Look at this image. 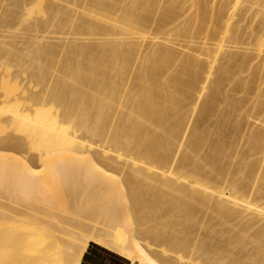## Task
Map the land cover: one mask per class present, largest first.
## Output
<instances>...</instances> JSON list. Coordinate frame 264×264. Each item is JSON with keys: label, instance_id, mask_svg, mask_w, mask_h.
I'll return each instance as SVG.
<instances>
[{"label": "bare ground", "instance_id": "obj_1", "mask_svg": "<svg viewBox=\"0 0 264 264\" xmlns=\"http://www.w3.org/2000/svg\"><path fill=\"white\" fill-rule=\"evenodd\" d=\"M182 1L158 19L159 0H6L18 22L0 18V31L34 36L19 50L0 35V134L20 137L0 143L19 154L0 155V199L20 208L0 206V264H264V72L252 78L238 25L261 2L206 4L203 33L206 2L184 15ZM261 24L246 43L258 57ZM189 34H203L195 55L167 46ZM252 86L255 118L230 96ZM51 186L59 217L52 200L38 206Z\"/></svg>", "mask_w": 264, "mask_h": 264}, {"label": "rangeland", "instance_id": "obj_2", "mask_svg": "<svg viewBox=\"0 0 264 264\" xmlns=\"http://www.w3.org/2000/svg\"><path fill=\"white\" fill-rule=\"evenodd\" d=\"M2 1H3V2H2ZM7 1H8L9 3L12 4V2H14L15 0H7ZM167 1H168V0H167ZM173 1H176V0H170V1H169V4L171 5L172 3H175V2H173ZM178 1H179V2H178ZM178 1H176L177 3H175V4H179L180 2H183L182 0H178ZM198 1H199V0H198ZM198 1H197V2H198ZM202 1H203V2H202ZM202 1H201V2L199 1V2H198V3H199V5H198L199 7H200V6H201V7H202V6H205L206 4L209 3L208 6L212 8L213 5H215V4H217V3L219 4V2L222 3V2H224V1H225L224 3H226L227 1H230V2L232 1V2L234 3L233 0H213V1H212V0H202ZM204 1H205L206 3H205ZM214 1H215V2H214ZM258 1H259L258 3L261 2L260 5H261L262 7H260V6H258V7L255 6V7H254V5H252L253 9H251L252 7L250 6V5H251L250 3H247V4H246V3H243V5H242L241 8L246 7V8H245V11H246L247 8L250 6V7L248 8V11H250V14L247 13L246 15H248V16H247V19H248V18L251 19L250 21H252V22H250L249 19H248V20L246 19V20H247V21H246V20H245V18H246L245 16H246V15H245L244 18H243V20H244L245 22L242 20V22L238 23V25L241 26L240 29H243V30H242L243 32H242V33L240 32V34H241V35H240V36H241L240 39H242V40H241V41L239 40V41H240V44H239V45H240L242 48H244V47H248V48H244V49H246V50L249 49V50L247 51L248 54L251 55L252 57L255 56V58L253 57L254 59H253V60L251 61V63H250L251 66H252V67H251V66H250V67H251L252 69H255V71H256L255 74H254V77H252V78H255V75H256V77L260 78V77L262 76V75L260 76V74H263V72H264V69H263V71L261 70L264 66H262V65H261L262 67L259 66L260 63H261V62H259V60H260V61L264 60V58H262L263 54H262L261 57H260V55H259V57H258V56L256 55V53H255L254 51H252L253 48H251L250 46H248V45L246 44V43H248V42H251V40H253V42H254V39H249L248 37H251L250 35H251L252 32H254L255 30H256V31L258 30L257 32H260V29H261L260 27H261V25H263V24H261V23L263 22L264 19L262 20L260 16H257V17H256L255 14H256V13H261V12H262V14H264V7H263V6H264V5H263V4H264V3H263L264 1H263V0H258ZM8 2L6 3V0H0V6H1V7H0V12L2 11V12L4 13L3 17L0 16V18H1V19H2V18L4 19V18H6V16L8 15L9 17H7L6 20L8 19L7 21H10V22L13 21L14 24H16L18 21L14 20V17H13L12 15L17 11V9H15L16 11H15L14 9H12V8H16V7H15V6L13 7V5L11 6V4L9 5ZM159 2H160V0H159ZM159 2H158V5H159ZM211 2H212L213 4H212ZM230 2H229V3H230ZM1 3H2V4H1ZM164 3H165V2H164ZM164 3H163V1H161V2H160V6H159V8H158V6H157V10H155V17L158 18V19H159V18L161 19V17L163 18L162 12L164 13V11H166V10L169 8V6H170L168 3H166L168 6H167L166 4L164 5ZM204 3H205V5H204ZM188 4H190L189 0H184V3H181L180 5H182V6L184 5L183 8H184V11H186V10H188V8H186V7H189V6H187ZM201 4H203V5H201ZM244 4H245V5H244ZM249 4H250V5H249ZM7 5H8V6H7ZM210 5H211V6H210ZM257 5H258V4H257ZM5 6L7 7V9L5 10L6 12L3 11V10L5 9ZM165 6H166V7H165ZM185 6H186V7H185ZM208 6L206 5L207 8H208ZM231 6H233V4L230 5V6H228V7H231ZM2 8H4V9H2ZM202 8H203V7H202ZM207 8H206L207 11H206V10H205V11H202V10H201L202 12H200L201 14L199 15L200 18H204V20H206L205 23L207 24V25L205 24V26H204L203 29H202V32H203V33L207 32V31L209 30V27H210L209 22H208V19H209L208 17H210V14H209V13H211V11H210L211 8H210V10H209V8H208V9H207ZM254 8H255V9H254ZM164 9H165V10H164ZM185 9H186V10H185ZM249 9H250V10H249ZM257 9H258V10L260 9L259 12H257V11H258ZM262 9H263V11H262ZM12 10H13V11H12ZM159 10H160V12H159ZM203 10H204V9H203ZM243 10H244V8H243ZM161 11H162V12H161ZM251 11H252V14H251ZM255 11H256V12H255ZM260 11H261V12H260ZM2 12L0 13V15L3 14ZM189 12H190V11L188 10L184 15L189 14ZM204 12H205V13H204ZM5 13H6V15H5ZM206 13H207V14H206ZM254 13H255V14H254ZM205 15H206V17H205ZM239 15H240V14H239ZM263 16H264V15H263ZM11 17H12V18H11ZM31 17H33L34 19H39V20L43 19V18H41L42 15H41V13H39V9H38V7H36V8L33 9L32 13H31ZM239 17H240V16H239ZM250 17H251V18H250ZM253 17L255 18V19H253L254 21L252 20ZM156 18H155V19H156ZM205 18H206V19H205ZM262 18H264V17H262ZM11 19H12V20H11ZM235 19H237V17H235ZM236 22H237V21H236ZM243 22H244V24H243ZM242 24H243V25H242ZM15 27H17V26H13V27H12L13 30H14ZM251 27H252V28H251ZM250 28H251V29H250ZM259 28H260V29H259ZM19 29H20V28H19ZM22 29H23V28H22ZM22 29L19 30V31H9V30H6V29H4V30L2 29V30L0 31V35H1V36H5V37H6V36H9V37H7L6 39H2V40H4L5 42H12V43L16 44V48L19 49V50H21V48H23V47H30V48H31V46H28V43L32 41L34 35H33L32 33H30L29 31L24 30V29L22 30ZM247 29L249 30L250 33L248 32ZM253 29H254V30H253ZM5 30H6V31H5ZM11 30H12V29H11ZM2 31H3V32H2ZM7 31H9V33H8ZM245 31H246V32H245ZM1 32H2V33H1ZM10 33H11V34H10ZM202 35H203V34H202ZM202 35H201V37H202ZM11 36H12V37H11ZM41 36H42V35H41ZM43 36H44V35H43ZM48 36H49V37H51V36L53 37V35H48ZM48 36H46V37H48ZM245 36H246V37H245ZM247 36H248V37H247ZM5 37H3V38H5ZM49 37H48L47 39L50 40ZM52 37H51V38H52ZM55 37H56V36H55ZM55 37H54V38H55ZM57 37H58L59 39H63V38H62L63 36H62V37H61V36H60V37L57 36ZM57 37H56V38H57ZM158 37H159L160 40H157V42L160 43L161 45L164 43L163 45H165V42H163V41L161 40V37H160V36H158ZM184 37H185L186 39H185ZM184 37H182V36H181V37H180V36H179V37H175V36H173V37L169 38V39L171 40V43H170L169 45L167 44V46H168V47L170 46L169 48H171V49L173 48V50H175V51H178V52H181V53H184V54H187V55H193V54L195 55L196 53H198V52H196V50L200 49V46H201L202 42H204V40L201 39V37H200V40H199V39H198V40L201 41V43L199 44V42H197V41H198V40H197V37L195 38V36L192 37V38H190L191 35L189 34V35H186V36H184ZM129 38H130V37H129ZM131 38H133V36H132ZM162 38L165 39V38H168V37H167V36H162ZM181 38H182L183 40H182ZM202 38H203V37H202ZM247 38H248L249 40H247ZM252 38H253V37H252ZM195 39H196V42L194 41ZM51 40L54 41L53 39H51ZM51 40H50V41H51ZM148 40H149V41H146V42L144 43V46L147 45V44H149V43L151 42L150 39H148ZM190 40H191V42H190ZM202 40H203V41H202ZM245 40H246V42H245ZM47 41H48V40H47ZM183 41H184V42H183ZM147 42H148V43H147ZM185 43H186V44H185ZM185 45H187L186 48H185ZM208 45H210L209 42H208ZM239 45H238V47L240 48L239 51H238V49L233 48L231 45H228V46L232 47V48H233V51H236V52H234V53H237V54H240V53L243 54V52L245 53V51H243L244 49H242ZM190 46H191V47H190ZM236 47H237V46H236ZM238 47H237V48H238ZM145 48H146V46H145ZM184 48H185V49H184ZM232 48H231V49H232ZM231 49H230V50H231ZM240 50H241V51H240ZM186 51H187V52H186ZM231 51H232V50H231ZM249 51H251V52L249 53ZM194 52H196V53H194ZM263 57H264V56H263ZM256 59H257L258 61H257ZM261 59H262V60H261ZM254 62H255V63H254ZM257 62H259V63H257ZM253 63H254V64H253ZM262 63H263V61H262ZM257 64H259V65H257ZM256 66H257V67H256ZM260 68H261V69H260ZM13 70H16V69H13ZM257 70H259V71H257ZM246 71H247V70H246ZM246 71H245V72H246ZM260 71H262V72H260ZM247 73H248V71H247L246 73H243V74H242V79H244V78L246 77L247 80H252V79H249V78H251V75H248ZM259 73H260V74H259ZM249 74H250V71H249ZM24 76H25V75L20 76V77L16 80L17 83H18V82L20 83V85L18 86V87H20V88L25 84V81L23 80V77H24ZM259 76H260V77H259ZM246 78H245L244 80H246ZM16 81H15V82H16ZM260 82H264V76H263V78H261V81H260ZM13 84H14V82H12L11 84H9V85H8V88H9V87L12 88V87L14 86ZM263 86H264V85H262L261 88H262ZM235 87H236V86H235ZM235 87H234V88H235ZM252 87H253V88H250V91H251V89H252L253 92H252V91H251V92L249 91L250 94H249L248 91H247L246 94H245V92H243L244 94L239 93V92L236 90L237 88H236V89H233V90L230 91V96H231V98H232L233 100H234V98H235V100H240V101H242V100L245 98V99L247 100V102H248V100H249V102H248L249 105L245 106L244 103L242 104V105H244V108L246 107V109H243L244 111H242L241 113L246 114L247 112H248V113L250 112V115H251L250 118H252V116L255 114V112H253L252 109H249V107L251 108V107L253 106V105H252V104H253V100H256V97L258 96V95H257L256 97L254 96L255 93H256V88H254V86H252ZM253 89H255V90H253ZM263 89H264V87H263ZM234 91H235L236 93H233ZM262 92H263V90H262ZM231 93H232V94H231ZM233 94L235 95L234 98H233ZM238 94H239V95H238ZM253 94H254V95H253ZM259 94L262 95L261 92H260ZM263 96H264V92H263V95H262L261 97H258V98H257V100L259 99L258 101L256 100V102H257L258 105L260 104L259 102H262L261 100H264V99H263V98H264ZM246 97H247V98H246ZM262 97H263V98H262ZM253 98H254V99H253ZM245 99H244V100H245ZM247 102L245 101V103H247ZM256 102H255V106H256ZM262 103H263V102H262ZM262 103H261V104H262ZM251 105H252V106H251ZM258 105H257V107H258ZM247 108H248V109H247ZM249 110H251L252 112L249 111ZM253 113H254V114H253ZM237 114H239V113H237ZM246 115H248V114H246ZM253 118H255V115L253 116ZM252 120H253V119H252ZM256 121L259 123V120H258V119H257ZM256 121L253 122V123H254L253 126L255 127V129H258V130H259V129H261V128H260L259 125H257V128H256V124H255ZM257 122H256V123H257ZM258 123H257V124H258ZM5 133H6V134H5ZM5 133L3 132V133L0 134V143L2 142V140L5 141V140H6V137H7V138H8V137H9V138H20V137H18V136H15V135L12 134V133H8V132H5ZM3 134H4V135H3ZM5 135H6V137H5ZM91 152H92L94 155H96V157L100 158L101 160L104 159L103 161H104L105 163H107V164H109V165H112L113 167L115 166V168L121 170L122 172L119 171V172H121V175L124 174V173H125V175H127V174L129 175V173H131V171H130L129 168H128L129 170L126 169L127 167L124 168L125 166L123 165V163L120 164L121 161L113 162V161H115V160L113 159V158H114L113 155H109V157H106V158H105L104 156H101V155L99 154V152H100L99 149H97V148H95V147L92 149ZM0 155H4V156H6L7 158H9V160H13V158H18V156H19V154H18L17 152H15V151H11V150H8L7 152L0 151ZM23 156H24V155H23ZM25 156H26V155H25ZM25 156H24V157H25ZM29 156H30V155H29ZM27 157H28V154H27ZM108 158H109V159H108ZM105 159H107V160H105ZM114 164H115V165H114ZM117 169H116V170H117ZM128 172H129V173H128ZM53 187H54V186H53ZM53 187H52V186H51V188L48 187V190H46L45 192H49V193L46 194L45 197H44L43 199H42V198L40 199L41 202L39 201V199H38L37 201L40 202V205H39V203H38V206H42L43 203H44L45 198H46V199H49V201L52 200V202H53V203H52V204H53L52 206H54V208H52V206L49 205L52 209H54V212H55V213L52 211V212H53L52 214H53V215H54V214L57 215V214L59 213V214L57 215V217H59V215L61 216V214H62V210H61V208L63 207V204H64V198H63V196L61 197V193H58V192H59V191H58L59 189L57 190V189H56L57 187H54V188H53ZM54 189H55V190H54ZM52 190H53V192H52ZM56 191H57V192H56ZM54 192H55V194H54ZM44 194H45V193H44ZM53 194H54V195H53ZM59 194H60V195H59ZM46 196H47L48 198H47ZM2 197H3V196H1V199H0V206H2V207H7V205H8L7 208H10V209H16V207H17L18 209H20L19 206L14 205V203H12V202H10V201H8L7 199L2 198ZM51 198H52V199H51ZM4 199H5V200H4ZM37 201H36V202H37ZM34 203H35V202H34ZM50 203H51V202H50ZM1 204H2V205H1ZM9 204H10V205H9ZM36 204H37V203H36ZM41 204H42V205H41ZM5 205H6V206H5ZM12 205H13L14 207H13ZM32 205H34V204L32 203ZM9 206H11V207H9ZM29 206H30V205H29ZM36 206H37V205H35V207H36ZM49 206H47V207H49ZM55 208H56V209H55ZM60 210H61V211H60ZM60 213H61V214H60ZM8 215H9V213H8ZM56 215H55V216H56ZM10 216H12V215H10ZM193 229H196V226L193 227ZM193 229H192V231H195V230H193ZM197 229H199V233H197L198 230H196V231H195L196 233H195V232H192V233L194 234V235H193V234H192V235H193V236L196 235L195 237H197V239H198L199 236H200V233H201V230H202V229H201L199 226H198ZM203 233H204V231L202 232V234H203ZM197 234H198V235H197ZM206 234H207V233L205 232V236H204V234L202 235L204 238L201 236L199 240L202 241L201 238L206 239V238H207V237H206ZM193 236H192V239H193ZM195 237H194V240L196 241L197 239H196ZM199 240H197V241H199ZM197 241H196V242H197ZM200 241H199V242H200ZM235 251H236V250H235ZM235 251H234V252H235Z\"/></svg>", "mask_w": 264, "mask_h": 264}]
</instances>
